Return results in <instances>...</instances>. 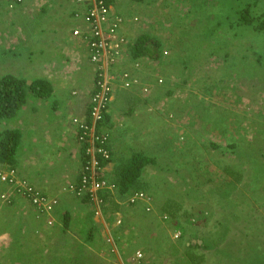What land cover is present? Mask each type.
Listing matches in <instances>:
<instances>
[{
	"label": "rangeland",
	"instance_id": "rangeland-1",
	"mask_svg": "<svg viewBox=\"0 0 264 264\" xmlns=\"http://www.w3.org/2000/svg\"><path fill=\"white\" fill-rule=\"evenodd\" d=\"M151 1L155 2V0ZM201 1L203 0H169L168 4L159 0L160 6L154 13L157 22L152 23V27L149 25L152 31L142 32H152L157 36L161 35V38L162 32H169L167 34L173 37V39L162 38L175 45L170 46L171 51L165 48L168 49L170 56L162 58L164 73L159 75L157 72L156 77L162 80L169 77L172 80L176 79L175 83L180 82L178 93L174 98H166V95H161L165 91L161 92L162 102L158 101L153 105L155 115L152 116L144 110L140 112L141 124L148 128L152 127L153 130L149 136H144L146 134L142 131L141 135L145 137L142 142H131V144L138 151L157 159L158 164L155 166L156 170H153V175L161 176L160 180L147 181L142 190L153 195L156 206L172 198L184 209L189 210L191 215L180 217L178 221L162 220L163 223L159 222L157 217L153 220L147 219L146 216L141 217L142 226L137 238L139 242L137 241L135 246L150 258L151 264L160 261L159 255L167 264H191L185 255L187 244H190L189 242L202 244L203 241L208 244V249L194 250L196 254H203V264H264V174H257V170L251 167L254 159L264 167V35L250 30L243 31L238 27L233 38L228 35L230 40H226L221 32L215 37H210L212 32L207 26L210 23L212 28H215L218 19H226L224 14L229 12L227 4H233L236 8L247 0H207L208 6H203L202 10L196 12ZM120 2L124 3L125 8L129 6L130 11L133 10V15L139 18L152 17L148 16L152 13L149 12L150 6L143 1L120 0ZM180 9L183 11L179 13L178 19L170 23V28L167 27L165 23L167 15L170 20H174L173 15H176ZM255 10L264 14V0L259 1ZM4 19L0 15V30L7 22ZM27 21L31 32L36 31L35 27L45 29L44 20L33 15L29 16ZM139 24H141L140 20ZM226 24L227 22L222 28L227 30ZM158 28L162 30L160 35L155 32ZM227 31L230 34L234 33L230 29ZM201 32H205L209 37L206 34L201 35ZM194 33L203 36L204 39L201 37V41L195 38L197 35H193ZM189 36L192 40L190 38L187 40ZM225 43L231 45V52L234 54L238 52L241 63L248 62V64L245 66L239 64L232 70L227 61L208 55L209 46L222 53L228 48ZM12 44V41H8L6 47L0 41V75L16 73L6 67L11 61L7 60L6 56L7 50L13 48ZM163 47L166 46L163 44ZM31 48L33 46H26V49L31 50ZM188 48L194 52H187ZM248 48H250L249 52H247ZM191 54H196L193 56L198 57L197 61L192 59ZM21 57L26 59L25 53ZM259 57L261 64H256ZM200 58H203V62L198 61ZM186 60L192 64V73L190 64H186ZM191 60L198 64L192 63ZM18 62H21L20 59ZM167 67L172 69V75L166 71ZM254 67L257 71L248 78L246 74ZM184 69H188L189 74L193 75L192 79L190 78L191 85L183 83L187 75ZM139 70H145L146 74L158 71L152 62H142ZM251 73L253 74L254 71ZM92 74L94 76V72ZM140 75L142 76L141 73ZM201 75L202 83L197 84ZM210 78L213 84L222 86L221 89L214 90L213 96L205 93L207 88L211 87ZM193 81L196 84H193ZM240 96L241 101H238ZM203 113H207L208 116H204ZM135 136L129 135L130 138ZM211 141L221 145L238 144L236 151L246 149L249 156L242 158L229 157L225 154L223 156L219 150L210 146ZM231 161L243 171L240 182L234 183L230 177L222 173V168ZM149 167L154 169L153 166ZM251 184L254 189L251 188ZM8 189L10 187L6 185L5 191ZM2 194L0 193V197ZM1 205L0 198V218L4 209ZM107 206L108 202L105 208ZM50 216H52L50 221H53L55 215L50 214ZM89 219L90 226L97 228L93 242L88 243L85 240L89 229L84 230V235L74 238L78 245L76 242L72 245L64 239L66 246L69 247L65 249L64 254L60 255L58 251L46 253L48 259L43 263L39 255H35L39 258V263H36L32 257L38 251L34 248L35 238L32 236L30 240L26 238L23 242L25 245L20 247L12 243L14 241L7 233H0V264L4 258L12 261V264L15 263L13 248L25 252L20 264H28L29 261L30 264H113L110 260L106 261L112 254L107 238L110 232L115 230L111 223L113 218L110 222L104 211V216L93 212ZM99 220L103 222L101 230H99L101 225ZM153 221L157 222L156 225H152ZM99 233L101 237L98 239ZM176 233L180 234L178 239L174 237ZM44 238L40 236L39 241ZM115 238L116 243H119V236L115 235ZM146 245H150L152 250L144 251ZM157 251L159 253L156 256ZM53 259H56L55 262Z\"/></svg>",
	"mask_w": 264,
	"mask_h": 264
},
{
	"label": "crops",
	"instance_id": "crops-1",
	"mask_svg": "<svg viewBox=\"0 0 264 264\" xmlns=\"http://www.w3.org/2000/svg\"><path fill=\"white\" fill-rule=\"evenodd\" d=\"M163 1L169 4V0ZM123 5L124 3H121L120 0H116L112 13L121 14L126 18L124 29L129 43L126 48L127 57L125 62L121 64L126 69L129 66L128 64L132 63L131 42H133L135 36L143 31L151 30L150 21H154V23L157 21L154 17L156 16L154 14L155 10L152 11L153 14L148 15L152 17L139 18L133 15V10L130 11L129 6L125 8ZM8 6L6 0H0V15L5 18L4 21H7L0 30V41L6 47H8V41H12L13 48L7 50L8 55L6 56V59L11 61L6 67L13 69L16 73H3L0 77L24 75L20 78H24L28 82L42 79L51 84L52 91L47 97H36L29 94L27 102L15 118L0 122V131L13 128L22 129L21 145L17 154V169L21 176L41 188L46 194L57 197L59 204L55 209L54 226L46 227L43 221L44 218L38 219L35 209L26 200L18 198L12 208H9L13 209L15 214H10L8 218L9 210L4 208L1 212L0 225H7L11 227V230H14L7 234L16 246L22 247L24 240L26 238L30 240V236L35 238L34 248L42 250V256L40 255V257L43 263L48 259L46 253L58 251V253L63 254L67 249L64 245L52 246L55 245L58 238H63L72 245L76 242L78 245L77 240H74V238L77 239L81 234L84 235V230L89 229L90 231L91 227L89 218L92 217L93 212L90 205L65 190V186L68 184L78 182L84 162L83 146L77 141V126L73 124L72 120L76 115L84 118L89 114V100L94 91V77L89 63L90 50L83 38L73 34L78 27L82 31H86L88 24L82 17L85 11L84 6L75 3L74 0H42V3L41 0H24L21 5H15L12 10H9ZM151 8L152 6L149 7V12H151ZM28 15L44 20L45 29L35 27L36 31L31 32L27 21ZM158 16L157 18H159ZM134 18H138L141 24L138 25V21L134 22ZM49 28L50 30H48ZM141 29L143 30L141 31ZM161 31V28H158L155 32L160 35ZM162 33V38L173 39L170 34H167L169 32ZM189 38L192 40L191 36L187 40ZM27 45L33 46V48L31 50L26 49ZM174 45L171 44V41L166 42V48L170 49V46L174 47ZM166 50L168 52V49L164 51ZM230 50L232 49L226 48L224 52L216 53L210 49L211 53H208V55H214L223 61V55ZM186 51L189 53L194 52L190 48ZM23 53H25L26 59L21 57ZM181 54L184 55L182 51ZM167 56H170L169 52L166 56L163 55L162 58ZM191 57L196 61L198 59L193 55ZM18 59L21 62H18ZM192 63L196 64L198 62L192 61ZM153 65L158 71L147 74L145 70L138 72L142 74L144 82L149 84L150 91L148 94H141V90L139 93L136 89L126 90L119 87L113 90V100L107 113L110 117L107 125L112 126L110 130L112 160L105 166L103 172L110 182L115 181L116 178L114 174L115 165L122 162L124 164L131 153L137 150L133 148L131 142H142L144 136H149L153 130L152 127L148 128L141 124V110L150 113L152 116L155 115L153 105L158 101L159 103L162 102L161 95L163 94L161 92L165 91L166 94L167 89L178 90L180 82L171 83V81L165 80L164 82L163 80L162 83H158L156 73L158 72L159 75L164 73L162 71L163 65L159 66V62L153 63ZM165 69L170 75L173 74L172 69L168 67ZM147 75L152 77L150 78ZM202 78L201 75L197 84L202 83ZM175 80L173 79V81ZM185 83L191 85L190 81ZM193 84H196V82L193 81ZM73 92H76V94H73ZM203 115L208 116L207 113H203ZM142 131L146 135H141ZM131 134L136 136L130 138L129 135ZM137 134L139 135L137 136ZM155 166H153L154 169L147 166L141 179L143 185L147 181L160 180L161 176L153 175V170H156ZM5 190L6 185L0 182V193ZM128 196L115 199L120 206L119 212L112 213L113 207H111L112 210L109 208L105 210L108 220L113 217V221L110 220V222L118 231L119 236L120 251L115 255H110L109 259L106 260L108 262L110 260V263L113 264L119 262L121 257L127 264H134L132 261L133 253L135 250H141L135 246L137 241L139 242L137 238L142 226L141 217L146 216L147 219L152 220L157 217L161 222L160 213L162 212L161 206L163 203L156 206L153 199V209L147 212L145 210L146 204L143 202L128 206L126 204ZM23 210L24 214L22 213ZM116 214L121 215L122 223L120 225L114 223ZM64 216L68 217L69 220L68 229L65 228L62 220ZM101 221L99 220V223ZM156 223L153 221L152 225H156ZM123 226H127L126 230ZM39 228L43 230L41 235L36 234V230ZM102 228L103 222H101L100 229H98L101 230ZM18 230H21V232L16 236L14 232ZM95 230L97 231V228ZM40 236L45 238L39 241ZM95 236L96 234H94L93 240L87 242H93ZM97 236L99 239L101 233ZM87 238L88 235L85 236V240ZM63 244H65V241ZM151 246L146 245L144 251H151ZM158 253L157 251L155 255L157 256ZM159 256L160 261L156 264H167L162 261L161 255ZM34 261L39 263V258L34 257ZM151 263L150 258L145 255V259L138 264Z\"/></svg>",
	"mask_w": 264,
	"mask_h": 264
},
{
	"label": "trees",
	"instance_id": "trees-1",
	"mask_svg": "<svg viewBox=\"0 0 264 264\" xmlns=\"http://www.w3.org/2000/svg\"><path fill=\"white\" fill-rule=\"evenodd\" d=\"M140 1L146 2L145 4L150 6V7L152 6L151 11L157 9L160 6V4H158L159 0H155L154 3L151 0H140ZM259 1L260 0H252V1L247 0L244 3H240L239 6H236V8L233 4L228 3L226 7H229V12L227 14L226 13L224 14V17L226 19H222V20L218 19L217 23L215 24V28L214 27L212 28L210 23L207 26L208 29H211V32H212L210 37H215V35L217 33L221 32V35L223 37H226V40H230V38L234 37L235 29L238 27H240L241 30H243V31L250 30V31L256 32L260 35H264V14L258 13L255 10L259 4ZM203 6H208L207 0H203L200 2L199 9H197L196 12L199 10H202L204 8ZM212 7H213V5H212ZM181 11H183V9H180L176 15H173L174 20H170L168 15H167L166 22H165L167 27L170 28V23H172L176 19H178V17H179L178 15ZM200 15H201V13H200ZM226 22H227V24H226L227 30L230 29V30L234 31V33H231L233 35H231L226 30V28H222L223 25L225 26ZM152 23H154V21H152L150 24H152ZM165 23L163 24L164 27H165ZM212 25H213V23H212ZM210 26H211V28H210ZM205 32H201V35L206 34ZM193 35H197V37H195V38H197L199 40H201V37L204 39V37L200 36L199 34L194 33ZM228 35L230 36V38ZM128 42H129V40H128ZM163 44L166 46V41L164 39H162L160 36H157V35L155 36L153 33H150V32L141 33V34L135 36V38L133 39V42H131V44H130L131 53H132V55H131L132 62L137 61V60H144L145 62H152V63L160 62L159 64L161 66L164 65L163 60H161V59L164 55V52H167V50L164 51L166 47H163ZM225 45L228 48L231 47V45L228 43H225ZM208 48L211 49L212 46H209ZM249 49L250 48H248L247 52H249ZM251 49H253V48H251ZM212 50L215 51L216 53H218V50H215V48H212ZM207 53H211V52L208 51ZM192 55H196V54H192ZM222 59L224 61H227V63L230 64V67L232 68V70H233V68L237 67L239 64L240 65L243 64L244 66L246 64H248V62L241 63V59L239 58V54L237 51L235 52V54L231 51H228L225 55H223ZM260 59H261V57L258 58V62L256 64H258V63L261 64ZM200 61L203 62V59H200ZM204 61H205V59H204ZM188 62H189V60H186V64L190 63V62L189 63ZM191 65L192 64H190V70H192ZM184 71H187V75L185 76L183 83L191 81L193 75H190V74L193 72V70L191 71L190 74H189L188 69H184ZM252 71H254L253 74L251 73ZM256 71H257V68H255V67L250 68V71L246 75L249 78L252 75H254ZM169 79H170L169 77L166 78L167 81H169ZM163 80L165 82V79H163ZM170 81H171V83L174 82L172 79H170ZM211 81H212V79L210 78V82ZM210 85H211V87L207 88L205 93L210 94L212 96L214 95V90L222 88L221 85L213 84V82H211ZM205 87H207V86H205ZM133 89H135V88H133ZM129 90H131V89H129ZM51 91H52L51 84L45 80H42V79H39V80L37 79L35 81L32 80L31 82H28V80H26L24 78L16 77L13 75L3 76L0 79V122L15 118L17 116V114L19 113V110L26 103L27 97L29 96V94H32L36 97H47L48 95L51 94ZM138 92L140 93V91H138ZM176 92H177V90L167 89L166 94L164 93L163 95H166V98H171V97L174 98ZM145 94H148V93L145 92ZM241 98H242L241 96L238 97V101H241ZM202 102H203V100H202ZM186 113H188V112H186ZM109 120H110L109 114H106L105 119L103 121V124H108ZM21 136H22V129L21 128L4 129V130L0 131V171L9 172L11 170H15V171L17 170V168H18L17 154L19 151V147L21 145ZM209 144L213 149L219 150V152L223 156H224V154L229 156V157L238 156L239 158L249 156L246 152V149H240V150L236 151L238 144L228 143V144L221 145L215 141H211ZM227 163L228 164H226V166H224V168H222V170H223L222 173L227 175L228 177H230L234 183L240 182L243 178V174H242L243 171L240 170V168L236 165V163L234 161L227 162ZM156 164H157V159L154 156H149V155H147L143 152H140L138 150L133 151L131 153L130 157L127 159V161L124 164L117 166L114 170V174L116 175V178H115V181H112V182H114V184L116 185L115 193L110 192V191H105L103 193V197H104L105 201L109 202V205L107 206V208L111 209V207H113V210L111 209L112 213L119 212L120 206L116 202L115 199L117 197L126 198V196L130 195L134 191H137L140 189L142 190L143 183H142L141 179L143 177V174H144L147 166H155ZM251 167L254 168L255 170H257V172H256L257 174H260V175L264 174V167L262 165H259L255 161V159H254V162H252ZM27 181L30 182L28 179H27ZM1 183L5 184L3 182H1ZM30 185L37 187L40 191L45 193L38 186H35L32 183ZM168 185L173 186L172 184H168ZM198 185H200V184L198 183ZM252 185L253 184H251L250 186L252 189H254V187ZM259 187L260 186L258 185L257 188H259ZM3 192H1V194L2 193L3 194L10 193V189H8L7 191H3ZM18 198H22L30 204L29 200L18 195L17 193H13L8 199L9 202L4 203V208L9 210L8 211V213H9L8 218L10 217V214H15L13 209H9V208H12V206L17 202ZM82 199L84 202H87V198L85 196ZM161 210H162V212L166 213L171 218V220H179L180 217H187V216L191 215L189 210L184 209L183 206L179 202L175 201L172 198L166 199V201L161 206ZM35 211H36V209H35ZM22 213L24 214V210L22 211ZM52 214L55 215V209L53 210ZM51 217L52 216H50V215L47 216L46 218H44V216H41L38 219L44 218L43 219L44 225L46 227H52V226H54L55 221L53 220L54 222L51 225L49 223ZM111 219L112 218H110V220ZM62 220L64 222L65 228L68 229V227H69L68 217L64 216ZM13 231L14 230H11V227H9L7 225H4V224L0 225V233L1 232L2 233H9V232H13ZM20 232H21V230H18V231H15L14 234L17 236V235H19ZM42 232H43V230L40 228L36 230L37 235H41ZM64 232H66V231H64ZM94 234H95V226H91L89 234H87L88 238L86 241L93 240ZM63 242H64L63 238H58L56 240L55 245H52V246L53 247H55L57 245L66 246V243L63 244ZM189 243L190 244H188V246L186 247L187 248L186 253H185L186 257L189 259L191 264H203V261H204L203 254H196L194 252V250H196V249H208V247H209L208 244H205L204 241L202 242V244H200L199 242H196V243L189 242ZM22 245H25V243H23ZM66 248H69V247L66 246ZM13 249L15 250V254H14L15 263L14 264H20V259H22L24 257L25 252L21 251V250H17L16 248H13ZM41 252H42V250L36 251L32 257H35V255H39V256L41 255L42 256ZM60 255H62V254H60ZM55 260L56 259H53V262H55ZM12 263L13 262L10 261L8 258H4L2 260V264H12ZM28 264H30V261L28 262Z\"/></svg>",
	"mask_w": 264,
	"mask_h": 264
},
{
	"label": "built area",
	"instance_id": "built-area-1",
	"mask_svg": "<svg viewBox=\"0 0 264 264\" xmlns=\"http://www.w3.org/2000/svg\"><path fill=\"white\" fill-rule=\"evenodd\" d=\"M6 1L9 6L21 5L24 2V0ZM74 2L85 8L82 17L88 24V29L82 31L78 27L73 34L83 38L90 50L89 63L91 71L94 72V91L89 100V114L84 118L76 115L72 120L73 124L77 126V141L83 146L84 162L78 182L68 184L65 190L78 198L85 196L93 206L94 213L104 216L106 204L103 193L105 191L114 192L116 185L103 175L105 166L112 158L110 147L112 126L103 124V121L109 111L110 103L113 100V90L116 87L129 90L141 85V79L134 73L139 71L142 62L137 60L129 63L126 69L121 65L127 57L126 48L129 42L124 29L126 18L118 13H112L115 0H74ZM133 21L137 22L138 18H134ZM157 81L158 83L163 82L160 77ZM141 89L144 93L149 91L148 85H143ZM0 181L10 187V193L0 197L2 201L9 202V197L13 193H17L29 200L30 205L36 209L37 218L52 214L59 203L57 197L49 196L37 187L30 185L15 170L0 171ZM139 202L146 204L147 212L153 209L152 197L144 191H135L126 200L128 206L136 205ZM120 217L119 214L116 215L114 222L116 225L122 223ZM163 219L170 220L168 215H164ZM53 222L49 221L51 225ZM117 232L115 229L110 232L111 234L107 238V243L111 246V255L120 251V245L115 241ZM179 236V233L174 234L175 239H178ZM144 258L145 255L141 250H135L132 261L134 264H138ZM116 264L127 263L121 257V260Z\"/></svg>",
	"mask_w": 264,
	"mask_h": 264
},
{
	"label": "clouds",
	"instance_id": "clouds-1",
	"mask_svg": "<svg viewBox=\"0 0 264 264\" xmlns=\"http://www.w3.org/2000/svg\"><path fill=\"white\" fill-rule=\"evenodd\" d=\"M121 15V14H120ZM168 54V53H167ZM167 54H165V52H164V55H167ZM141 62H145L144 60H140ZM138 72H140V70L139 71H136L134 74L136 75V76H138V78H140L141 79V85L140 86H135V87H133V88H135L136 90H138V91H142V86L144 85V86H147L148 85V87H149V84L148 83H146V82H144V80H143V77L138 73ZM159 78V77H158ZM158 80V79H157ZM133 88H131V89H133ZM149 91H150V87H149ZM149 91L147 92V93H149ZM142 94H145L143 91H142ZM111 160H112V158H111ZM111 162V161H110ZM17 172H18V174H19V176L20 177H22V178H24V179H26L25 177H23V176H21V174L19 173V171H18V169L16 170ZM104 175V174H103ZM27 180V179H26ZM79 180V179H78ZM30 183V182H29ZM167 183H171V182H167ZM31 184V183H30ZM66 187V186H65ZM141 191H143V190H141ZM135 192V191H134ZM144 192H146V191H144ZM147 193V192H146ZM149 195H151V197H152V201H153V196H152V194L151 193H148ZM76 196V195H75ZM77 197V196H76ZM78 198V197H77ZM80 199V198H79ZM4 203L5 202H3L2 201V205L1 206H4ZM88 205H90V207L92 208V212H94V209H93V206L89 203V201H88V199H87V202H86ZM107 203V201H105V204ZM59 204V203H58ZM57 207V206H56ZM56 207H55V209H56ZM105 208V207H104ZM107 208H105V210H106ZM117 215V214H116ZM116 215H115V219H116ZM120 215V214H119ZM164 215H167L166 213H164V212H161V215H160V221L162 222V220L164 221V222H168V221H170L171 220V218H170V220H164L163 218L161 219V217H163ZM121 216V215H120ZM111 218H113V217H111ZM174 221H178V220H174ZM163 223V222H162ZM177 223V222H176Z\"/></svg>",
	"mask_w": 264,
	"mask_h": 264
},
{
	"label": "flooded vegetation",
	"instance_id": "flooded-vegetation-1",
	"mask_svg": "<svg viewBox=\"0 0 264 264\" xmlns=\"http://www.w3.org/2000/svg\"><path fill=\"white\" fill-rule=\"evenodd\" d=\"M9 10L14 9V6H8Z\"/></svg>",
	"mask_w": 264,
	"mask_h": 264
}]
</instances>
